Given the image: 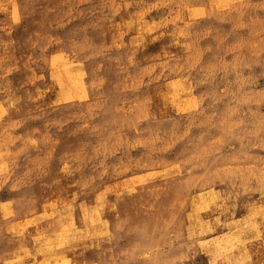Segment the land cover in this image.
<instances>
[{
  "label": "rangeland",
  "instance_id": "374dc122",
  "mask_svg": "<svg viewBox=\"0 0 264 264\" xmlns=\"http://www.w3.org/2000/svg\"><path fill=\"white\" fill-rule=\"evenodd\" d=\"M0 264H264V0H0Z\"/></svg>",
  "mask_w": 264,
  "mask_h": 264
}]
</instances>
